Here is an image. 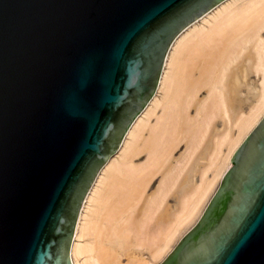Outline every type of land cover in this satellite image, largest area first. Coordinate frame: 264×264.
Instances as JSON below:
<instances>
[{"label": "water", "instance_id": "1", "mask_svg": "<svg viewBox=\"0 0 264 264\" xmlns=\"http://www.w3.org/2000/svg\"><path fill=\"white\" fill-rule=\"evenodd\" d=\"M225 0H0V264H73L85 197L175 38ZM161 264H264V117Z\"/></svg>", "mask_w": 264, "mask_h": 264}, {"label": "bare ground", "instance_id": "2", "mask_svg": "<svg viewBox=\"0 0 264 264\" xmlns=\"http://www.w3.org/2000/svg\"><path fill=\"white\" fill-rule=\"evenodd\" d=\"M223 2L173 41L152 98L129 127L118 154L107 160L85 197L70 250L73 264H154L161 260L182 226L196 215L216 181L223 177L247 135L264 117V86L259 101L248 113L238 109L240 105L232 93L237 83L244 81L239 72L247 65L232 77L230 96L232 93L234 97L230 103L223 92L227 68L252 42L256 71L264 74V0ZM200 19L205 23L199 25ZM217 65L221 70L216 71ZM203 86L211 89L205 97L208 100H199V105L196 102V114L191 115L189 109ZM230 108L234 109L233 117ZM221 112L224 125L234 119L232 124L218 135L210 133L216 138L207 137ZM234 127L236 133H232ZM205 138H211V143L214 140L213 146H204ZM182 141H186L187 151L173 164V153ZM143 152L147 159L136 163L134 158ZM203 159L206 163L200 164ZM187 168L186 178L181 180ZM160 172V185L147 193ZM196 174L198 180H194ZM173 191L177 204L171 206L167 196ZM145 249L150 257H144Z\"/></svg>", "mask_w": 264, "mask_h": 264}, {"label": "rangeland", "instance_id": "3", "mask_svg": "<svg viewBox=\"0 0 264 264\" xmlns=\"http://www.w3.org/2000/svg\"><path fill=\"white\" fill-rule=\"evenodd\" d=\"M227 1H229V0H227ZM225 2H223V4H224ZM220 5H222V4H220ZM219 5V6H220ZM218 6V7H219ZM216 9V8H215ZM212 12V11H211ZM210 12V13H211ZM209 14V13H208ZM208 17V16H207ZM207 19V18H206ZM203 20H199V21H197V23L199 24V25H201L203 22L205 23V21H203ZM262 34L264 35V29L262 30ZM254 43L255 42H252V43H250L249 45H248V47L239 55L240 57L239 58H236L237 60H234V63H231L230 64V66L227 68V70H226V76H225V78H224V81H223V84L225 85V86H223V92H224V95L226 96L225 98L227 99L228 98V101H229V103H230V99H231V96H233V94L232 93H234V96H235V101H238V103H239V105H240V107L238 108V109H240V111H243L244 113H248L249 111H250V109L254 106V104L255 103H257L259 100V96L261 95V93H262V89H263V77H264V74H262V70H258L259 72H257L256 71V68H255V57H254V49H253V45H254ZM252 48V49H251ZM247 54L249 55V56H247ZM253 56V57H252ZM247 57H249V58H247ZM245 59H247V61L245 60ZM237 62V63H236ZM252 62V63H251ZM245 63V64H244ZM241 64H243V65H241ZM245 65H247V67H245ZM231 67V68H230ZM245 67V68H244ZM253 67V68H252ZM220 68V67H219ZM218 68V65H217V69H216V71H219V70H221V69H219ZM239 68H244V69H242V70H240V72H239V74H240V77L244 80V81H242V84H241V81L240 82H238L237 83V86H236V82H234L235 84H234V87L236 86V88L232 91V93H231V96H230V90L231 89H233V88H231V87H233L232 85H233V79H232V77L234 76V73L237 71L238 72V70H239ZM254 68H255V70H254ZM248 69V71L246 72V70ZM245 71V73H244V71ZM243 71V72H242ZM227 72H230V73H227ZM195 73H198V71H196ZM228 74V75H227ZM242 74V75H241ZM245 75H246V77H247V79H245ZM198 76V75H197ZM226 77H227V79H226ZM236 77V76H235ZM232 80H231V79ZM234 78V77H233ZM229 79H230V81H229ZM227 80V81H226ZM247 80V81H246ZM231 82H232V85H231ZM246 82H248V84H246ZM249 82H250V84H249ZM238 84L240 85L241 84V86H238ZM244 84V85H243ZM229 85H231V86H229ZM210 88H211V85H208ZM208 86H203L202 88L203 89H200L201 91H199V93H198V97L197 98H199V99H197L196 98V100H195V102H194V104L193 105H191V107H190V109H189V113L191 114V115H195L196 114V112L195 111H197V110H194V109H196V106H197V108H198V105L201 103V102H198L199 100L200 101H202L203 100V103H204V101H205V97L207 96V94H208V96L207 97H209V94L210 93H208ZM220 87L222 88V86L220 85ZM226 87V88H225ZM238 89V90H237ZM210 90L211 89H209V92H210ZM227 90H229V91H227ZM226 92V93H225ZM228 94V95H227ZM229 96V97H228ZM233 96V97H234ZM236 96H238V97H236ZM237 98H238V100H237ZM240 98V99H239ZM202 99V100H201ZM207 100H208V98H206ZM207 100L205 101V102H207ZM258 100V101H257ZM196 102L198 103V105H196ZM227 103V102H226ZM254 103V104H253ZM196 105V106H195ZM193 106V107H192ZM195 107V108H194ZM233 111V112H232ZM192 113H194V114H192ZM219 115V116H218ZM218 115H217V118H215V122L213 123L214 124V126L213 125H211L212 126V132H210V129H209V133H207V137H208V135H209V137H211L212 139L213 138H216V137H214L215 135H218V133L222 130V129H224V130H227L228 129V126H230L231 124H232V122H233V120L234 119H232V121L229 123V121H227V123H229L228 125L226 124V125H224L225 123H224V120L225 119H222V118H224L223 116H222V118H221V115H222V112L221 113H218ZM230 115H231V117H233L234 116V109L232 108H230ZM264 116V115H263ZM262 116V117H263ZM198 117H200V116H198ZM261 117V118H262ZM154 119V118H153ZM261 120V119H260ZM259 120V121H260ZM258 124V123H257ZM219 130V131H218ZM215 131H217V134H216V132ZM237 132V128L236 127H234L233 129H232V133H236ZM251 132V131H250ZM249 132V133H250ZM212 133H215V135L214 136H211V134ZM220 133H222V132H220ZM219 133V134H220ZM248 136V135H247ZM246 136V137H247ZM211 138H205V139H207V140H205V144H204V146H210L211 144H212V146H213V142H215L214 140L212 141V143H211V141H210V139ZM245 140V139H244ZM210 141V142H209ZM204 142V141H203ZM209 143H211L210 145H209ZM243 143V142H242ZM241 143V144H242ZM203 144L201 145V147L203 146ZM241 146V145H240ZM239 146V147H240ZM211 147V146H210ZM209 147V148H210ZM185 148H187V144H186V141L185 142H181L180 143V145L177 147V149L174 151V153H173V156H175L174 158H172L171 159V161L173 162V164L174 163H176V159L178 158V157H180L181 156V154H184L186 151H187V149H185ZM201 149V148H200ZM185 150V151H184ZM202 150V149H201ZM201 150H199L198 151V153L201 151ZM224 151H227V148L226 147H224ZM118 152H119V150L116 152V153H114L113 154V156L114 155H116V154H118ZM202 152V151H201ZM200 152V153H201ZM147 153H145V152H143V153H141L140 155H138L137 157H135L134 158V161H136V163H141V161L143 162V161H145L146 159H147ZM233 158H234V156H233ZM232 158V159H233ZM231 159V161L229 162V164H228V167L226 168V172H227V170L229 169V167L231 166V164H233V160ZM202 162H200V164H205L206 163V159H203V160H201ZM189 165H191V164H189ZM189 165H188V167H189ZM225 172V173H226ZM163 172H160V174L158 173V175H156L155 177H154V179L151 181V183H150V185H149V187H148V189H147V193H152V192H154V190H156L157 189V187H158V184L160 185V183L159 182H161L160 180H161V178L163 177V176H161V175H163L162 174ZM187 173H188V168L185 170V172L183 173L184 175L181 177V180H183L184 178H186V175H187ZM211 173V172H210ZM210 173H209V176H210ZM225 175V174H224ZM224 175H223V177H224ZM223 177L222 178H219L217 181H216V183L214 184V187H213V189L211 190V192L209 193V195H208V197H207V199L204 201V203L202 204V206H201V208H200V210L196 213V215L192 218V219H190V221L186 224L185 223V226L183 225L182 226V230L179 232L180 234H179V236L177 235V237H176V239H175V241L171 244V246L169 247V249L167 250V252L164 254V256L161 258V260L159 259V261H156L154 264H161L172 252H173V250L177 247V245L180 243V241L183 239V237L190 231V230H192L194 227H195V225L199 222V220L201 219V217L203 216V214H204V212H205V210L207 209V207H208V205H209V203L211 202V200H212V198L214 197V195H215V193L217 192V190L219 189V187H220V185H221V183H222V180H223ZM199 179V175L198 174H196V176L194 177V180H198ZM175 192L173 191L172 192V194H170L169 196H167V201L170 203V205L171 206H173V205H175V204H177V197L175 198V194H174ZM86 240H87V237L85 238ZM144 253V257H150V252L148 251V250H146L145 249V251L143 252ZM146 254V255H145Z\"/></svg>", "mask_w": 264, "mask_h": 264}]
</instances>
